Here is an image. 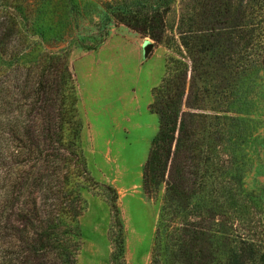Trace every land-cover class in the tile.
Returning a JSON list of instances; mask_svg holds the SVG:
<instances>
[{
	"label": "trees",
	"instance_id": "16d2710c",
	"mask_svg": "<svg viewBox=\"0 0 264 264\" xmlns=\"http://www.w3.org/2000/svg\"><path fill=\"white\" fill-rule=\"evenodd\" d=\"M233 3H106L102 34L86 46L99 48L114 21L167 51L142 172L147 194L163 188L150 264H264V187L244 184L252 82L264 69V0ZM40 35L29 0H0V264H75L83 191L98 186L81 146L69 52L44 50ZM105 191L110 261L125 264L117 192Z\"/></svg>",
	"mask_w": 264,
	"mask_h": 264
},
{
	"label": "rangeland",
	"instance_id": "374dc122",
	"mask_svg": "<svg viewBox=\"0 0 264 264\" xmlns=\"http://www.w3.org/2000/svg\"><path fill=\"white\" fill-rule=\"evenodd\" d=\"M115 1L29 0L41 34L40 46L49 52H69L67 65L82 122L81 146L88 170L98 182L96 188L83 191L86 209L78 218L75 264H112L113 219L106 185L117 192L125 264H150L163 196V188L156 194L143 190L142 172L158 130L157 116L148 107L153 88L164 75V45L111 21L99 48H86L102 34L103 5ZM144 40L152 43L147 56L143 55ZM251 91L255 134L244 184L248 190L259 191L264 187V69L253 79Z\"/></svg>",
	"mask_w": 264,
	"mask_h": 264
},
{
	"label": "water",
	"instance_id": "95a60500",
	"mask_svg": "<svg viewBox=\"0 0 264 264\" xmlns=\"http://www.w3.org/2000/svg\"><path fill=\"white\" fill-rule=\"evenodd\" d=\"M142 48H143V55L147 56L150 49L152 48V43L149 40H144V42L142 43Z\"/></svg>",
	"mask_w": 264,
	"mask_h": 264
}]
</instances>
